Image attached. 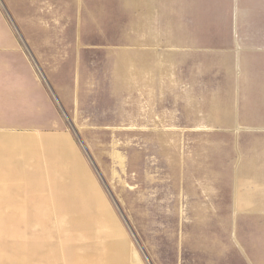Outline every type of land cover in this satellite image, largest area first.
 Returning a JSON list of instances; mask_svg holds the SVG:
<instances>
[{
    "label": "rangeland",
    "instance_id": "obj_1",
    "mask_svg": "<svg viewBox=\"0 0 264 264\" xmlns=\"http://www.w3.org/2000/svg\"><path fill=\"white\" fill-rule=\"evenodd\" d=\"M233 2L0 0V212L32 217L0 227V264H264V54L210 46ZM241 4L259 33L264 0Z\"/></svg>",
    "mask_w": 264,
    "mask_h": 264
},
{
    "label": "crops",
    "instance_id": "obj_2",
    "mask_svg": "<svg viewBox=\"0 0 264 264\" xmlns=\"http://www.w3.org/2000/svg\"><path fill=\"white\" fill-rule=\"evenodd\" d=\"M180 1V9L183 10H188L190 8H193L197 6V4H194L195 2L198 1H202V0H179ZM177 2V1H176ZM174 8H178L177 5H174ZM233 31H232V36L231 38L229 37L228 40H230V42H227V44H224L225 46L223 47H214L213 45H210L211 48L213 49H221V50H225L226 51V56L229 55V57H237L238 58V64L239 66H241L240 68L244 71V67L243 64L244 63V59L250 55H260V54H264V28L260 30L259 33L255 32L254 34L251 35V33H247L245 32V29H242V25H243V18L241 17L240 20L238 21V16H237V10L239 11L240 9L242 10V12L244 13L245 10V5L241 4L240 5V0H234L233 2ZM185 21L182 22V25H190L191 20L190 18L185 15L184 16ZM264 25V22L262 23ZM5 17L4 14L0 8V90L2 88L3 85V75H1V72H4L5 70V55H6V42L7 40L12 41L15 40L16 37L14 36V34L9 33L7 34L5 32ZM2 30V31H1ZM256 34H262L260 36L256 35ZM186 36H188V34L186 33ZM180 37L178 39L180 40H185V41H189V42H193L194 38L197 37ZM177 39V40H178ZM230 58V59H231ZM25 61V66L28 68V70L30 71L31 76L29 78V82L33 83L34 85H40L39 79L37 77V74H34L33 72V67L30 65V63L28 62V60H24ZM243 63V64H242ZM241 70V71H242ZM4 74V73H2ZM76 76V73H75ZM51 80L56 84V86L59 87V84L57 83V80L55 78V76L50 75ZM73 81L75 82L77 77H73L72 78ZM2 84V85H1ZM237 89L241 90L244 89V86H246V80H239L237 82ZM4 86V85H3ZM257 89H262L264 91V82L261 83V86H257ZM262 93V92H261ZM238 97L241 98L240 95V91L238 94ZM47 143L50 146V152L52 153L51 156H53V153L55 152L54 149H56L57 145L59 146H63V148L67 151H65V161L64 162H68V160L71 162V164L73 165L72 167V171L74 173H77L78 175H80V171H82V169L80 168V161L79 158L77 157V155H75L73 153V150H71L70 145L68 144L67 139L64 136H57V137H49L46 139ZM54 170L56 169H62L60 165H57L56 163L53 165ZM54 174V173H53ZM59 175L57 173L54 174V177L56 179V193L59 194V199L61 200V202H64L66 204V191L67 188L65 186H61V182H58L59 180ZM58 178V179H57ZM58 180V181H57ZM64 206H68V204L64 205ZM11 214L9 215V219L7 220L6 216L3 215V212H0V227L2 229H4V227L7 226V222L6 221H22V222H31L32 221V217L31 216H24L25 212H10ZM60 213H68V212H60ZM33 220H37V215H34ZM72 225L73 226H79L76 223H74L72 220ZM117 256H116V254ZM114 253V256L109 257L108 258V264H123V254L122 252L116 251ZM115 257H117V259H115ZM121 259V260H120ZM118 261H120V263H118ZM249 264H256L255 261L253 262H249Z\"/></svg>",
    "mask_w": 264,
    "mask_h": 264
},
{
    "label": "water",
    "instance_id": "obj_3",
    "mask_svg": "<svg viewBox=\"0 0 264 264\" xmlns=\"http://www.w3.org/2000/svg\"><path fill=\"white\" fill-rule=\"evenodd\" d=\"M52 88V87H51ZM53 90V89H52ZM54 92V91H53Z\"/></svg>",
    "mask_w": 264,
    "mask_h": 264
}]
</instances>
